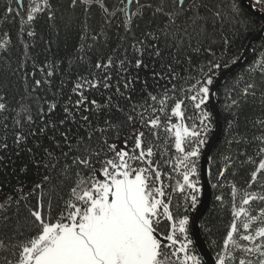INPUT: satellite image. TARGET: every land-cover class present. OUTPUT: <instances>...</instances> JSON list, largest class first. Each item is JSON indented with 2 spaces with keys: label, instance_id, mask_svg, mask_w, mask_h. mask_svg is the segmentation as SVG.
<instances>
[{
  "label": "snow or ice",
  "instance_id": "snow-or-ice-1",
  "mask_svg": "<svg viewBox=\"0 0 264 264\" xmlns=\"http://www.w3.org/2000/svg\"><path fill=\"white\" fill-rule=\"evenodd\" d=\"M16 3L17 8L6 5L5 21L8 15L19 16L21 25L30 28L41 14L49 20L55 17L52 0H30L26 8L23 6L24 0H16ZM128 3L131 4L132 0H128ZM256 3L264 4V0H256ZM78 4L86 13L98 7L102 28L110 24L113 17L124 14L125 19L120 27L126 33H134L130 39L127 35L119 38L127 42V47L121 44L125 51L124 58L116 57L124 72H128L129 65L136 69L146 66L145 56L161 57L163 50L158 46L161 40L165 47L179 49L191 36L189 29L206 35L209 23L223 20L225 15L239 23L242 15L234 0H230L226 6V12L217 5L213 6V10L203 0H172V9L167 13L162 6L152 13V17L157 13L164 14L166 23L161 21L157 25L151 17L144 21L151 29L149 31L141 30L137 21L143 20L151 4H140L137 0V11L132 14L128 13L127 6L123 9L115 6L109 8L106 0H71V6ZM202 11L205 15H201ZM181 18L183 23L177 26L176 22ZM86 27V24L82 25V28ZM27 35L35 37L37 33L32 30ZM85 36H88L87 31ZM8 43V40L0 42V49L6 50ZM229 43L227 38H223L221 47ZM129 48L132 50L131 60L128 59ZM205 51L212 58L207 59L204 65H198L197 77L186 81L189 84L187 89L179 90L184 92L183 96L175 95L178 89L173 83L171 89L163 86L162 91L156 94L145 91L143 103H132L131 96H126L125 92L134 90L131 85L138 77H125L123 85L117 81L116 93H119V98L130 102V111L125 113L118 103H113V97H108L107 108H116L123 113L118 122L103 119L105 106L94 99L89 100L84 92L86 86L89 89H110L111 74L107 70L115 66L116 60L108 56L106 63H95L96 69L106 70L101 79L78 77V82L72 88L74 93L79 94L75 101L76 111L65 106L64 119L59 120L58 124L45 121L44 128L39 130L47 135L45 129L55 132L59 125H64L69 119L77 122V113L80 110L89 111V104L100 113L89 112L81 117L87 130L84 135L75 137V144L67 131L60 132V140L68 148L67 152H60V156L67 161L66 165H60L64 174L63 183L68 190L67 198L61 197L62 206L54 208L51 195L46 196L43 192L44 185L51 181L48 175H44L40 183H36L27 193H24L23 185L15 189L18 196L23 194L26 214L22 219L17 218L11 236L0 237V253L4 254L0 264H203L202 257L195 254L193 239L188 234L190 217L180 212V206L173 202L172 193L183 196L184 213L199 203L202 187L197 162L213 127L208 102L212 99L220 72L230 68L228 60L216 58L211 47ZM240 58L233 57L232 65H236ZM187 60L191 64L192 57L189 55ZM165 67L168 69L166 75L154 71L153 77L169 82L183 79L171 64ZM257 67L264 76V52L260 53L252 71ZM41 83V80L35 81L37 87ZM144 83L146 89L147 82ZM121 87L124 92H121ZM256 88L255 82H246L241 90L242 96H255ZM189 101L198 110V117L191 124L185 122V109ZM239 103L240 100L234 98L230 106H238ZM6 108V104L0 102V111ZM55 108L56 104L53 103L48 111ZM90 116L95 118V122ZM173 118L177 122L174 123ZM28 120H32L31 115H28ZM96 122H102L104 126L97 128ZM129 124L133 127L127 137L121 141L117 136L109 142L106 135L109 130L119 131ZM260 124L264 126V121H260ZM32 135L35 136V133ZM27 139L26 134L19 132L14 136V143L20 146ZM254 139L264 145V136ZM52 142L56 147H61L55 137ZM0 147L6 150L8 145L3 143ZM41 147L37 145L38 149ZM172 148L176 155H166ZM27 151L31 153L32 149ZM43 152L47 157V163L43 165L45 168H54L60 163L48 149H43ZM258 155L261 157L258 164L249 157L256 167L250 173L247 189L239 203L235 199L237 186L233 184L231 187L232 220L222 243L218 245L215 264H264V207H252L256 202L264 205V147L259 148ZM31 163L39 167L43 161L33 158ZM169 168L171 172L166 170ZM27 170L26 164L21 171ZM172 173L180 178L175 179L174 184H166L165 180L174 179ZM219 176L223 177L224 171ZM30 199H34V203L29 204ZM217 200L223 202V196H218ZM20 203V199L9 198L0 204V216L7 221L5 214L10 206L16 204L19 209ZM54 211L56 215H53Z\"/></svg>",
  "mask_w": 264,
  "mask_h": 264
},
{
  "label": "trees",
  "instance_id": "trees-1",
  "mask_svg": "<svg viewBox=\"0 0 264 264\" xmlns=\"http://www.w3.org/2000/svg\"><path fill=\"white\" fill-rule=\"evenodd\" d=\"M203 2L207 3L210 8L217 5L221 11L226 12V6L230 0H203ZM234 2L242 13L239 23L225 15L223 20L217 19L215 23H209L206 35L192 32L189 29L191 36L179 49L171 46L165 47L161 40L158 44L163 50L161 57L145 56L146 66L136 69L133 65H129L128 72H124L116 57L119 55L120 58H124L125 51L121 44L127 47V42L121 41L119 38L127 35L130 39L134 33H126L120 27L121 21L125 19L123 13L118 17H113L111 23L102 28L98 7H93L86 13L79 4L75 7L71 6V0H52L54 19L49 20L46 15L41 14L34 25L29 28L26 25H21L19 16L8 15L5 21L6 5L11 4L13 8H17L18 5L16 0H0V42L9 41L6 50L0 49V102L7 106L6 110L0 111V144L7 143L8 145L6 150L0 147V204L5 203L9 198L21 200L19 209L16 204L10 206L5 214L8 217L7 221L3 216H0V237L11 236L17 218L22 219L26 214L23 194L18 196L15 191L21 185L24 186V193H27L36 183H40L44 175H48L51 181L44 185L43 192L46 196L51 195L54 208L62 206L61 197L67 198L68 190L64 186V174L60 167V165H66L67 161L60 156V152L61 150L67 152L68 148L60 140V132L67 131L69 136L74 138L72 143L75 144V137L84 135L87 130L81 117L88 115L89 112L97 115L100 113L89 104L87 105L89 111L80 110L77 113L75 118L77 122L69 119L64 125H59L55 132L45 129L47 135L39 130L44 128L45 121L49 124H58L59 120L64 119L66 116L63 111L65 106L72 107L73 111H76L75 101L79 94L74 93L72 88L78 82V77L101 79L106 70L96 69L95 63L98 61L106 63L108 56L116 60L115 66L107 70L111 74L112 87L110 89L102 87L89 89L86 86L84 92L89 100L94 99L105 106L103 119L118 122L119 119H122L123 113L116 108H107L108 97H113V103H118L119 108H123L125 113L130 111V102L119 98V93H116L117 81L123 85L125 77L128 79L138 77L131 85L134 90L125 92L126 96H131L132 103H143L142 97L145 91L156 94L162 91L163 86L171 89L173 83L177 85L178 89L175 95L183 96L184 92L179 90L187 89L189 84L186 81L197 77L198 65L202 66L207 59L212 58L205 51L211 47L216 58L228 60L230 68L234 66L231 63L233 57L240 56L242 58L244 56L242 62L220 81L215 93L221 132L210 154L208 170L211 199L208 209L201 218L199 229L208 251L214 260L216 259L218 245L222 243L232 220L231 187L233 184L237 186L238 192L235 199L239 203L241 195L247 189L246 182L250 179V173L256 167V164L249 161V157L258 164L261 158L258 155L259 148L264 147L258 139H254L264 136V126L260 124V121H264V76L261 75L258 67L252 71L260 53L264 52V35L253 40L263 28L264 20L252 12L244 0H234ZM252 2L254 3L255 0ZM29 3L30 0H24L23 6L26 8ZM106 3L109 8L115 6L117 9H123L127 6L129 14L137 11V1L131 5L128 4V0H106ZM139 3L152 5L145 12L143 20L137 21L141 30H151L144 22L150 17L155 20L157 25L161 21L167 22L164 14L157 13L155 17H152V13L161 6L167 13L172 9V0H139ZM259 9H264V4H259ZM201 15H205V13L202 11ZM176 23L177 26H180L183 23V18ZM85 24L87 27L82 28V25ZM32 30L37 33L35 37L27 35V32ZM85 31L88 32L87 37ZM223 38L230 41L226 47H221ZM128 53V59L131 60L132 50L130 48ZM189 55L192 57L191 64L187 60ZM167 64H171L183 79L169 82L166 79L153 77L154 71L166 75L168 69L165 65ZM226 70L228 69H223L219 76ZM49 72H51L50 76ZM36 80L42 81L39 87L35 85ZM145 81L147 82L146 89ZM246 82L257 84L255 96L246 98L242 96L241 90ZM121 92H124L123 87H121ZM234 98L240 100L238 106H230L231 99ZM69 100H71V104H69ZM53 103L56 104V108L49 112V105ZM208 103V110L212 112L213 127L207 135V142L202 146L201 156L197 162L199 180H201L202 157L216 128L215 114L210 101ZM137 110L141 111L139 108ZM185 113V122L188 124L193 123L198 117V110L193 108L190 101L187 102ZM28 115L32 116L31 121L28 120ZM90 119L95 122L94 117L90 116ZM173 122L175 123L177 120L173 118ZM95 126L99 128L104 125L102 122H96ZM132 127L129 124L119 131L109 130L106 133L109 142H112L117 136L122 141L132 132ZM19 132L26 134L28 139L26 143L17 146L14 143V136ZM32 133H35V136ZM53 137L61 147H56V144L52 142ZM93 139L95 141L96 137ZM37 145L42 147L38 149ZM129 147H131V143ZM29 148L32 149L31 153L27 151ZM43 149H48L57 157L60 163L56 167L45 168L43 166L44 163H47ZM166 155H176L175 149L167 151ZM33 158L42 160L43 163L37 167L31 163ZM53 163L55 164L56 161ZM26 164L28 165L27 172L21 171ZM166 170L171 172L170 168ZM221 171H224L223 177L219 176ZM172 175L174 179L172 181L165 180L166 184H174L175 179L180 178L176 173H172ZM218 196H223V202L217 200ZM201 198L202 191L196 207L184 213L183 196L179 193H172L174 204L180 206L179 210L182 214H187L190 217L188 234L193 239L195 254L200 257L202 256L193 237L192 223ZM28 202L29 204L34 203V199H30ZM252 207L258 209L264 205L256 202ZM53 215H56L55 211ZM3 256L4 254L0 253V262L3 261ZM202 260L203 264H206L203 257Z\"/></svg>",
  "mask_w": 264,
  "mask_h": 264
},
{
  "label": "water",
  "instance_id": "water-1",
  "mask_svg": "<svg viewBox=\"0 0 264 264\" xmlns=\"http://www.w3.org/2000/svg\"><path fill=\"white\" fill-rule=\"evenodd\" d=\"M135 1H137V0H132V3ZM244 2L246 4V6L252 12L261 16L264 20V11L253 6L254 3L252 2V0H244ZM131 4H129V5H131ZM263 35H264V26L261 29V31L253 38V40H255V39H257ZM248 48H249V46H248ZM248 48H247V50H248ZM247 50H246V52H247ZM243 58H244V56L241 58L239 63L232 66L231 68H229L228 70L223 72L220 76H218L217 80L215 81V85H214V89H213V96H212V99L210 100V103L212 105L213 112H214L215 118H216V128H215V133H214L213 137L211 138L210 142L208 143L207 147L205 148V152H204L203 157H202L201 167H200V174H201V181H202V198H201V202L199 204L198 210L195 214V217H194V220L192 223L193 237H194L195 244H196V246L199 250V253L203 257L206 264H215V260H214L213 256L210 254V252L208 251V249H207V247H206V245L202 239L200 229H199V224H200L202 216L204 215V213L208 209L210 199H211V184L209 181V170H208L209 169V159H210L211 151H212L214 145L216 144V142L220 136V132H221V121H220L219 111H218L217 104H216L215 93H216V89H217V86L219 85L220 81L229 72H231L234 68H236L242 62Z\"/></svg>",
  "mask_w": 264,
  "mask_h": 264
},
{
  "label": "built area",
  "instance_id": "built-area-1",
  "mask_svg": "<svg viewBox=\"0 0 264 264\" xmlns=\"http://www.w3.org/2000/svg\"><path fill=\"white\" fill-rule=\"evenodd\" d=\"M254 5H255L256 7H259V4L256 3V0H255V2H254Z\"/></svg>",
  "mask_w": 264,
  "mask_h": 264
},
{
  "label": "rangeland",
  "instance_id": "rangeland-1",
  "mask_svg": "<svg viewBox=\"0 0 264 264\" xmlns=\"http://www.w3.org/2000/svg\"><path fill=\"white\" fill-rule=\"evenodd\" d=\"M256 7V6H255ZM256 8H259V7H256ZM199 182H201V180H199ZM201 185V187H202V184H200Z\"/></svg>",
  "mask_w": 264,
  "mask_h": 264
}]
</instances>
